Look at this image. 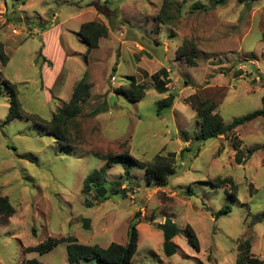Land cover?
I'll return each instance as SVG.
<instances>
[{
  "label": "rangeland",
  "instance_id": "obj_1",
  "mask_svg": "<svg viewBox=\"0 0 264 264\" xmlns=\"http://www.w3.org/2000/svg\"><path fill=\"white\" fill-rule=\"evenodd\" d=\"M163 3L0 0V52L8 58L4 65L0 58V195L14 207L11 216L0 214V264L29 258L70 264L66 242L42 255L25 250L48 237L72 235L79 243L102 247L124 244L138 210L133 264H229L245 243L264 261V218L254 222L264 211V146L242 164L234 161L232 146L238 142L245 153L264 144V120L257 117L225 135L197 141L200 120L186 100L196 93L214 102L224 124L262 107L264 0H167L162 13ZM88 21L108 29L90 51L78 35ZM190 45L194 66L180 55ZM163 67L170 82L160 94L151 74ZM84 74L90 96L69 124L72 148L59 146L30 118L6 119L5 80L15 85L26 115L49 120ZM132 79L145 88L136 103L113 92L126 89ZM169 93L176 94L172 107L157 115L156 102ZM126 152L144 162L174 152L167 185L148 186L143 169L132 166L125 173L117 163L101 184L111 193L118 181L124 195L97 199L93 190L83 193L82 180L104 162L95 153ZM217 178L232 183L212 187ZM225 204L231 211L215 219ZM165 217L181 230L190 225L198 248L181 231L173 238L176 252L165 256L163 233L155 226Z\"/></svg>",
  "mask_w": 264,
  "mask_h": 264
},
{
  "label": "trees",
  "instance_id": "obj_2",
  "mask_svg": "<svg viewBox=\"0 0 264 264\" xmlns=\"http://www.w3.org/2000/svg\"><path fill=\"white\" fill-rule=\"evenodd\" d=\"M226 0H215V3L222 4ZM22 3L25 0H21ZM162 13L165 12V6H167V0H163ZM78 35L80 39L86 44L87 51L96 49L98 42L101 37L108 35L107 27L97 21H88L80 25ZM262 42L264 43V34L262 36ZM190 47V49H187ZM187 48H183L180 55L185 58L188 65L194 66L196 64L194 56V46L190 45ZM0 58H2V64H6L8 58L2 55L0 52ZM153 87L158 93H164L168 91L167 84L170 82L169 74L166 68H161L151 74ZM9 94V107L6 114V119L11 120L17 117H25L26 119H32L37 126H39L46 133L52 135L55 142L64 148H72L70 146V132L69 124L71 120L80 113L83 105L86 103L90 96L91 84L87 82L85 74L75 83L69 99L64 102L61 106L57 107L56 112L48 120H44L36 115H26L20 105L17 97V91L15 85L9 81H4ZM114 94L124 96L130 103H136L140 101L145 95V88L137 84L135 81L130 82L126 89L117 88ZM176 97L175 93H169L167 96L159 99L156 102V113L160 115L166 109H170L173 105V101ZM186 100L190 102L192 109L196 111V116L200 120V129L196 134L195 139L197 141H205L210 138H216L220 135H225L228 132L234 130L239 125L246 122L252 121L257 117H262L264 120V96L261 98L262 107L246 113L240 117L234 118L230 123L224 124L220 114L215 112L216 104L212 101L202 99L198 94H192L186 97ZM264 124V123H263ZM264 126V125H263ZM69 142V143H68ZM232 146L237 150L235 153L234 161L236 164H242L248 160L252 154L264 146L256 145L250 147L245 153L241 149H237L238 142H232ZM183 149L180 151L182 156ZM243 154V155H242ZM98 159H103V164L99 168H95L90 171L85 178L82 180L83 193L88 194L90 191H94L96 198L103 199L108 197L107 195L113 193L115 195H124L125 189H120V183L114 182V186L111 193H109L107 187L101 184V181L105 179L106 172L114 164L120 163L124 167V172L128 173L131 167L143 169L145 173V180L148 186L151 187H164L168 183V178L173 174V158L175 157L174 152H168L166 156L156 155L152 161L144 162L132 156L129 152L118 153V154H106L99 156L94 154ZM101 157V158H100ZM184 158V157H183ZM217 183H210L212 187H220L226 182H231V178L215 179ZM188 194L193 195L192 190L187 191ZM109 193V194H108ZM229 194V193H228ZM231 196V195H229ZM86 207H91V203L84 199ZM231 211V205L225 204L221 206L215 213V219ZM14 213V207L9 202L6 196L0 195V214L5 217H9ZM140 212L136 211L133 218L128 224L127 228V240L124 244L117 242H111L108 246L102 247L97 244L87 245L77 242L76 238L72 235L66 237H48L44 241L39 242L34 246H28L25 248L27 252H36L39 255L47 253L48 251L55 248L59 243L66 242L67 261L70 264L78 263L80 260L84 261H95L97 264H133L132 257L134 256L137 249L138 234L136 225L139 223ZM264 218V211L256 217L255 223L260 222ZM85 226H87L88 220L84 219ZM155 226L162 230L163 242L162 251L167 257L172 256L176 252V246L173 243V238L178 235L181 231L187 239L188 244L197 249L198 238L190 225H186L185 230H181L171 218H164L162 223H156ZM34 232V231H33ZM241 246V251L238 254V258L234 263L229 264H264V261L254 257L249 252V245L245 243ZM21 264H46L45 262L37 258H29L23 261Z\"/></svg>",
  "mask_w": 264,
  "mask_h": 264
}]
</instances>
